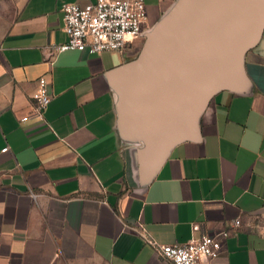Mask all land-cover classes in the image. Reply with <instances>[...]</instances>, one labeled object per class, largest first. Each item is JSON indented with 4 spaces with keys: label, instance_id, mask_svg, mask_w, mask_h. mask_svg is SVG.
Listing matches in <instances>:
<instances>
[{
    "label": "crops",
    "instance_id": "crops-1",
    "mask_svg": "<svg viewBox=\"0 0 264 264\" xmlns=\"http://www.w3.org/2000/svg\"><path fill=\"white\" fill-rule=\"evenodd\" d=\"M94 1L0 0V264H173L149 238L222 231L210 264H264V30L180 135L165 110L181 100L140 95L128 70L148 21L186 0H146V31L122 50L53 55L68 39L63 5Z\"/></svg>",
    "mask_w": 264,
    "mask_h": 264
},
{
    "label": "water",
    "instance_id": "water-1",
    "mask_svg": "<svg viewBox=\"0 0 264 264\" xmlns=\"http://www.w3.org/2000/svg\"><path fill=\"white\" fill-rule=\"evenodd\" d=\"M263 30L264 0H186L147 39L128 77L142 96L181 100L165 116L182 135L210 96L241 74L242 55Z\"/></svg>",
    "mask_w": 264,
    "mask_h": 264
},
{
    "label": "built area",
    "instance_id": "built-area-1",
    "mask_svg": "<svg viewBox=\"0 0 264 264\" xmlns=\"http://www.w3.org/2000/svg\"><path fill=\"white\" fill-rule=\"evenodd\" d=\"M66 42L53 45L52 53L67 50L87 51L99 54L104 51H119L126 47L130 40L145 32L148 21L146 0H95L81 4L78 2L63 5ZM48 79L42 76L33 93V116L45 120L52 95L48 90ZM28 117H23L25 121ZM5 147L3 151H7ZM241 221L236 220L235 225ZM230 235L222 231L219 235H201L189 241L160 245L148 239L160 255L173 264H210L223 250L224 240Z\"/></svg>",
    "mask_w": 264,
    "mask_h": 264
},
{
    "label": "rangeland",
    "instance_id": "rangeland-1",
    "mask_svg": "<svg viewBox=\"0 0 264 264\" xmlns=\"http://www.w3.org/2000/svg\"><path fill=\"white\" fill-rule=\"evenodd\" d=\"M164 23L165 22L163 20L158 21V23H155V25H154V23L151 22L150 26L146 27L148 29L147 31L150 32V33H153L155 31L159 30L160 28H162ZM145 31H146V29H145ZM133 39H135V38H133Z\"/></svg>",
    "mask_w": 264,
    "mask_h": 264
},
{
    "label": "flooded vegetation",
    "instance_id": "flooded-vegetation-1",
    "mask_svg": "<svg viewBox=\"0 0 264 264\" xmlns=\"http://www.w3.org/2000/svg\"><path fill=\"white\" fill-rule=\"evenodd\" d=\"M150 24H151V21L149 20V21H148V26H150Z\"/></svg>",
    "mask_w": 264,
    "mask_h": 264
}]
</instances>
